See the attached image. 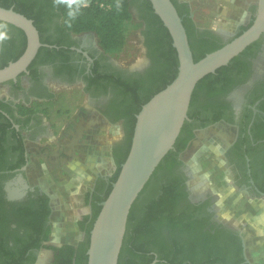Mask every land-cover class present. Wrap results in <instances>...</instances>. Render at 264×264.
Returning <instances> with one entry per match:
<instances>
[{"label": "flooded vegetation", "instance_id": "obj_1", "mask_svg": "<svg viewBox=\"0 0 264 264\" xmlns=\"http://www.w3.org/2000/svg\"><path fill=\"white\" fill-rule=\"evenodd\" d=\"M178 1L189 3L191 16L198 31L211 28L209 24L205 25L196 18V9L192 0ZM142 2L138 0L132 7L133 11L136 9L139 17L143 13ZM253 6L249 20L242 22L236 31L229 33L214 30L215 34L223 41L234 37L251 21ZM214 8L210 7L207 10L200 8V11H208L212 17L216 14ZM141 20L143 30L147 29L146 21L142 18ZM43 32L46 36L66 43L57 48L50 47L44 51L41 60L28 67V72L21 73L17 79L0 84L2 88L0 92V264H8L10 256L17 251L14 248L16 242L20 244L19 238L24 237V241H28L30 247L28 254L31 252L36 255L32 264H57L55 259L59 251L56 248L64 244H58L48 238L42 241V246H34L36 244L34 241L38 239L42 230L48 229L56 214L57 204L54 196L46 189L48 187L40 182V178L37 183L29 181L28 170L32 171L33 168L39 167L37 164L39 161L41 163L46 161L49 168L56 169L52 165L49 145L59 142L58 125L67 117L66 114H62L59 107L51 113V110L47 111L45 107L38 109V104L52 102L57 96L56 90L59 91L64 86L76 85L92 107L90 116L95 114L101 119L100 123L105 134L110 135L111 130L107 127L110 125L118 124L123 130L118 138L119 142L112 144V161L115 169L109 173L99 171L94 174V179L84 176V180L89 181L79 184L80 191L75 204L85 209L79 217V222L85 216L93 214L95 203L102 205L99 197L106 193L113 175L118 170L116 156H122L126 150V130L129 120L128 116L123 114L127 106L120 89V86H123L120 79L141 78L152 65L146 47L145 63L134 68L122 66L105 52L98 39L92 38L94 32L74 33L66 30L62 20L55 13H51L44 21ZM18 34V30L11 26L0 32V53L5 40L15 45ZM259 40L261 43L256 55L248 56L246 65L238 72L228 88L217 95L209 111L199 114V119H191L190 130L182 136L179 145L175 147L177 151L175 155L180 161L175 171V179L181 181V185L185 187L180 189L187 194L192 214L200 221L204 233L211 232L215 235L218 229H230L243 238V243L245 238L241 230L218 217L214 195L209 192L201 195L193 193L190 183L192 173L184 155L198 131L214 125L221 126L225 139L220 154L232 185L246 190L251 196H261L259 190L262 191L260 188H264V34ZM49 57L55 59L43 61ZM79 107L78 111H80ZM121 114L123 117L116 119ZM61 115L59 123L53 120L54 116ZM216 117L219 118L208 125L204 127L200 125ZM44 139L45 142H42ZM35 142H39L41 146H37ZM183 145L184 147L180 149ZM34 158L39 160L33 161ZM53 174L55 176L56 172L54 171ZM13 188L16 189L12 193ZM33 210L41 213L40 224L35 231H30L31 228L27 231L28 229L21 227L18 221L23 222L29 217V211ZM84 238L85 232L82 230L81 241ZM244 247L246 262L250 264L246 255V246ZM44 254H47L46 258ZM155 260V264H163L157 258Z\"/></svg>", "mask_w": 264, "mask_h": 264}, {"label": "trees", "instance_id": "obj_2", "mask_svg": "<svg viewBox=\"0 0 264 264\" xmlns=\"http://www.w3.org/2000/svg\"><path fill=\"white\" fill-rule=\"evenodd\" d=\"M137 1L110 0V8L102 7L97 0H0V5L7 8L14 7L15 10L32 18L39 29L41 41L45 45L39 49L31 67L41 60L44 51L52 46L57 48L66 43L46 36L43 32V23L51 13L59 16L66 30L74 33L94 32L100 46L106 50L123 44L122 23L130 18L132 7ZM142 1L143 13L140 17L147 23V29L143 30V34L152 65L141 78L120 79L123 84V86L120 84V89L127 106L123 114L127 115L129 120L126 130V150L122 156H116L118 170L113 175L106 193L99 197L102 202L110 194L122 164L130 152L137 114L145 103L175 79L179 70L178 51L173 44L169 29L155 12L152 2ZM174 3L183 17L196 61L233 38L223 41L213 30L198 31L191 16L189 3H180L178 0H174ZM256 10L257 6L254 5L251 21L235 36L253 23ZM8 26L17 29L19 36L15 45L9 40L4 41L0 53V68L18 59L25 51L28 42L23 29L0 20V32ZM260 43L261 40L253 42L227 65L221 66L216 72L206 75L197 83L188 112L189 119L185 121L175 147L179 145L182 136L190 130L191 119H199V114L213 107L217 95L233 82L238 72L248 62V56L256 55ZM54 59L49 57L43 61ZM123 114L116 119L123 117ZM218 118L200 125L204 127ZM175 147L165 155L132 206L118 264H151L156 258L163 264H249L246 262L245 247L240 235L230 229H218L215 235L211 232L205 234L202 230L200 221L192 214L187 194L180 189L185 187L181 185V181L175 179V171L180 163L175 155L177 152ZM183 147L184 145L180 146V149ZM260 189L264 191V188ZM95 206L93 214L85 216L79 222L80 228L85 232L84 240L79 245L64 243L56 248L59 251L55 259L57 264H88L87 251L90 246L91 230L102 208V205L96 203ZM40 219L41 213L33 210L29 211V217L18 223L21 227H26L27 231L30 228V231H35ZM48 231L49 227L42 230L38 239L34 241L35 247L42 246V241L48 239ZM20 239V244L16 242L14 246L17 251L10 256L8 264H32L36 259L35 254L31 252L28 254L30 248L28 241L25 242L24 237Z\"/></svg>", "mask_w": 264, "mask_h": 264}, {"label": "water", "instance_id": "obj_3", "mask_svg": "<svg viewBox=\"0 0 264 264\" xmlns=\"http://www.w3.org/2000/svg\"><path fill=\"white\" fill-rule=\"evenodd\" d=\"M155 12L169 29L179 56L175 79L145 103L137 114L132 146L91 230L88 264H118L132 206L165 155L175 147L197 83L227 65L235 56L264 34V0L257 1L253 23L220 48L195 60L183 17L173 0H150ZM0 20L27 35L23 54L0 68V84L28 72L41 46L39 29L32 18L14 7L0 5ZM261 196L264 192L260 191ZM244 246L246 241L244 239ZM156 260L151 264H155Z\"/></svg>", "mask_w": 264, "mask_h": 264}, {"label": "rangeland", "instance_id": "obj_4", "mask_svg": "<svg viewBox=\"0 0 264 264\" xmlns=\"http://www.w3.org/2000/svg\"><path fill=\"white\" fill-rule=\"evenodd\" d=\"M257 1L247 5L243 4V0H235L231 16L219 17L215 23L209 25L211 27L209 30L229 33L236 31L242 22L249 20L251 6H257ZM219 6L215 7L216 15L221 12ZM122 31L123 44L108 48L105 52L124 67H139L147 61V49L143 36V22L136 9L132 10L130 18L122 23ZM92 38L98 39L95 33ZM1 91L2 88H0ZM56 92L57 96L52 102H40L37 108L45 107L47 111H54L59 107L62 114L69 117L70 112L86 102L87 97L76 85L64 86ZM51 103L54 107L49 105ZM107 127L111 130L110 141L119 142L118 138L123 133L121 126L115 124ZM224 139L225 134L219 125L210 126L196 133V137L184 155L192 173L191 189L195 195L208 192L214 195L218 217L230 226L241 230L246 240V255L250 264H264V196H251L246 190L232 185L220 154ZM42 142H45V139ZM36 145L41 146L39 142ZM191 158H197L195 164L190 162ZM43 163L37 162L39 167L33 168L32 171L28 170V175L31 183H37L40 178V182L48 187L46 189L56 200V214L50 222L48 238L58 244L70 242L78 245L82 242V229L78 220L85 209L77 207L75 203L80 191L79 184H84L89 180L78 179L71 188H66L64 192H61V186L58 187L61 184V176H54V170L47 166L46 161ZM107 163V167L101 169L100 172L109 173L115 169L112 159ZM73 168H76V165ZM43 256L46 258L47 254Z\"/></svg>", "mask_w": 264, "mask_h": 264}, {"label": "crops", "instance_id": "obj_5", "mask_svg": "<svg viewBox=\"0 0 264 264\" xmlns=\"http://www.w3.org/2000/svg\"><path fill=\"white\" fill-rule=\"evenodd\" d=\"M256 1L243 0V4L250 5ZM192 3L196 9V18L205 25L215 23L219 17L226 15L230 17V13L233 12L231 9L235 7V0H192ZM218 5H220L221 12L212 17L208 11H200V8L207 10ZM49 105L53 106L52 103ZM79 108L80 111L77 108L74 109L70 112L69 118L63 122H60L61 116L53 117V120L60 122L58 125V130H60L58 137L60 139L59 142L49 145V151L52 157V165L56 168L54 171L56 175L61 176V184L58 185V187L61 186V192H64L66 188H71L78 179H82L84 176L94 179V174L107 167V162L112 159L113 141H110V135L105 134L100 123L101 119L95 114L90 116L92 115V107L88 101ZM51 113L54 112L51 111ZM60 153L61 157H59ZM37 160L39 159L34 158L33 161ZM196 161L197 158L190 160L192 164H195ZM54 164L56 165L54 166ZM75 164L76 168H73Z\"/></svg>", "mask_w": 264, "mask_h": 264}, {"label": "built area", "instance_id": "obj_6", "mask_svg": "<svg viewBox=\"0 0 264 264\" xmlns=\"http://www.w3.org/2000/svg\"><path fill=\"white\" fill-rule=\"evenodd\" d=\"M100 2V5L104 8H110L111 7V2L110 0H97Z\"/></svg>", "mask_w": 264, "mask_h": 264}, {"label": "bare ground", "instance_id": "obj_7", "mask_svg": "<svg viewBox=\"0 0 264 264\" xmlns=\"http://www.w3.org/2000/svg\"><path fill=\"white\" fill-rule=\"evenodd\" d=\"M75 165H76V164H75ZM75 165H74V166H75ZM15 189H16V188H15ZM15 189L13 188L12 193L15 191Z\"/></svg>", "mask_w": 264, "mask_h": 264}]
</instances>
